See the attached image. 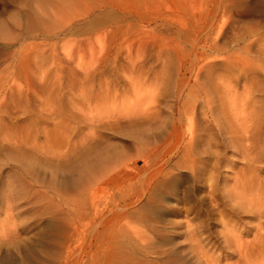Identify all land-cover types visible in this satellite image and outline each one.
I'll return each mask as SVG.
<instances>
[{
    "label": "rangeland",
    "instance_id": "374dc122",
    "mask_svg": "<svg viewBox=\"0 0 264 264\" xmlns=\"http://www.w3.org/2000/svg\"><path fill=\"white\" fill-rule=\"evenodd\" d=\"M263 85L264 0H0V264H264Z\"/></svg>",
    "mask_w": 264,
    "mask_h": 264
},
{
    "label": "bare ground",
    "instance_id": "6f19581e",
    "mask_svg": "<svg viewBox=\"0 0 264 264\" xmlns=\"http://www.w3.org/2000/svg\"><path fill=\"white\" fill-rule=\"evenodd\" d=\"M230 81V80H229ZM263 81V80H262ZM228 82V81H227ZM224 83V82H223ZM226 83V82H225ZM261 83V82H260ZM264 86V85H263ZM225 87H228V88H225ZM224 87V85H223V90H222V92L220 93V116H218L217 117V115L216 114H218V113H216L215 114V112H212L211 114H212V118H213V120H214V123H216V125H217V127L219 128V130H220V133H221V135H222V138L225 140V141H227V143H229L231 146H233V147H235V148H238V149H241L242 150V154H243V156L245 157V158H247V157H249V160H250V157L252 156V154H250L249 155V153L250 152H252V150H253V148H254V146H253V148H251L252 147V145L253 144H251V143H253L252 141H253V138L255 137V130H256V128H254L253 126H251V124H250V116H249V113L247 112V110H248V108H249V106H252V104L254 103V102H256V100H255V94H252V92H250L249 93V95L248 96H244L245 98H247L246 100H245V98H243L244 99V103H242V101H241V103H240V99L237 101V99L239 98V96H241V95H239L238 96V94H237V91H236V87H237V83H234V84H232V85H226ZM254 88V87H253ZM205 89V88H204ZM256 89V88H255ZM254 89V91H256ZM260 89V91H261V88H259ZM247 91V90H246ZM248 91H249V89H248ZM260 91H258V89H257V91H256V93L258 92V94L260 93ZM239 92V91H238ZM248 93V92H247ZM247 93H246V95H247ZM253 93H255V92H253ZM245 94V93H244ZM190 95V94H189ZM206 95V94H205ZM210 96V95H209ZM241 98V97H240ZM214 99V98H213ZM209 100V99H208ZM212 101V100H211ZM208 102V101H207ZM210 102V101H209ZM258 102V101H257ZM212 103V102H211ZM240 103V104H239ZM207 104V103H206ZM256 105H258V104H256ZM251 108V107H250ZM256 108V107H255ZM155 110V109H154ZM148 111V110H147ZM250 111V110H249ZM254 111V110H253ZM244 113H245V115H244ZM210 114V115H211ZM254 116V115H253ZM256 116H258V115H256ZM187 118V117H186ZM252 120V119H251ZM258 120V119H257ZM256 120V121H257ZM259 122V121H258ZM259 126V125H258ZM192 133V135H194L193 133L194 132H191ZM257 133L258 132H256V135H257ZM187 137V136H186ZM191 137V136H190ZM193 137V136H192ZM255 140H256V138H254V144H255ZM188 141H189V139H188ZM187 141V142H188ZM186 142V143H187ZM191 142V141H190ZM191 144V143H190ZM218 144V143H217ZM146 145V144H145ZM188 146V145H187ZM257 146V145H256ZM209 147V146H208ZM260 148V147H259ZM250 149H252L251 151H250ZM210 150V149H209ZM212 151H213V149H212ZM186 153V152H185ZM215 153V152H214ZM218 154V153H217ZM249 155V156H248ZM255 159L256 158H252L251 159V161H250V165L251 164H253V163H255L256 161H255ZM248 160V159H247ZM259 160V159H258ZM255 161V162H254ZM260 162H261V160H260ZM214 163V162H213ZM219 163V162H218ZM88 164H90V163H88ZM248 166H249V164H248ZM254 166V165H253ZM249 167H251V166H249ZM248 167V168H249ZM252 170H254L253 168H252ZM252 170H250L249 169V172L248 173H246L244 176H243V178L241 179V181H240V183L242 182V184L241 185H238V186H235V187H233V191H234V189L235 190H241L242 191V194L243 195H240V197L242 196V198H244V197H246V199H248L247 198V196H245L246 194H248V195H250L251 196V199H250V197H249V199L250 200H253V198L254 197H252V196H254V194H257V193H259L260 191H262L263 190V186H264V178H262V180L261 179H256L255 178V176H254V174H253V171ZM243 172V171H242ZM212 177V176H211ZM258 178V177H257ZM259 178H260V176H259ZM237 190V191H238ZM239 192V191H238ZM237 192V193H238ZM252 192V193H251ZM235 193V192H234ZM233 193V194H234ZM246 193V194H245ZM254 193V194H253ZM260 194V193H259ZM262 195V194H261ZM235 196V195H234ZM238 196V195H237ZM244 196V197H243ZM236 197V196H235ZM262 197V196H261ZM260 197V198H261ZM264 197V196H263ZM259 198V199H260ZM245 199V198H244ZM255 199V198H254ZM264 199V198H263ZM261 200H262V198H261ZM249 201V200H248ZM250 202V201H249ZM252 205V204H251ZM263 207V206H262ZM260 210H261V208H259ZM264 209V208H263ZM260 210H259V212H260ZM262 211V210H261ZM263 213L261 212L260 213V216L262 215ZM264 217V216H263ZM264 221V220H263ZM263 221H261V222H263ZM264 223V222H263ZM263 223H262V225H263ZM233 227V226H232ZM235 227V226H234ZM260 227H261V223H260ZM229 229V228H228ZM232 229V228H231ZM235 230H236V228H234ZM259 229V228H258ZM260 231L261 230H263V228L262 229H259ZM233 233H234V230H231ZM259 231V232H260ZM227 232V231H226ZM230 232V231H229ZM232 232H230L229 233V235H231L232 237L235 235V233L237 232H235L234 234L232 233ZM227 234V233H226ZM260 234V233H259ZM258 234V235H259ZM262 235H264V232L262 231V233H261ZM261 235V236H262ZM224 236V235H223ZM230 236V237H231ZM260 236V235H259ZM227 238V237H226ZM260 238H262V239H264L263 238V236L262 237H260ZM236 239V238H235ZM238 241H240L239 240V238L237 239ZM197 247V246H196ZM199 253V252H198ZM197 257H199V256H197ZM200 258V257H199ZM127 260V259H126ZM143 262V261H142Z\"/></svg>",
    "mask_w": 264,
    "mask_h": 264
}]
</instances>
